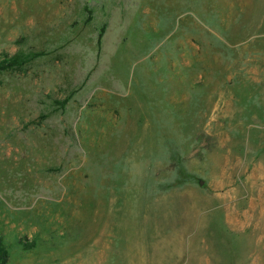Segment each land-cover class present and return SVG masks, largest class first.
<instances>
[{
    "label": "rangeland",
    "instance_id": "374dc122",
    "mask_svg": "<svg viewBox=\"0 0 264 264\" xmlns=\"http://www.w3.org/2000/svg\"><path fill=\"white\" fill-rule=\"evenodd\" d=\"M7 264H264V0H0Z\"/></svg>",
    "mask_w": 264,
    "mask_h": 264
},
{
    "label": "trees",
    "instance_id": "16d2710c",
    "mask_svg": "<svg viewBox=\"0 0 264 264\" xmlns=\"http://www.w3.org/2000/svg\"><path fill=\"white\" fill-rule=\"evenodd\" d=\"M34 54H23L16 53L9 59L0 61V71L9 70L21 67L23 64L27 63L29 60L34 58ZM10 257V250L8 246L4 243L3 239L0 237V264H7Z\"/></svg>",
    "mask_w": 264,
    "mask_h": 264
}]
</instances>
